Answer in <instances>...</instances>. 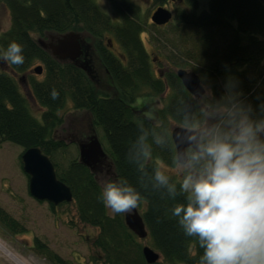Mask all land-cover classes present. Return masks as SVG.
<instances>
[{"label":"trees","instance_id":"16d2710c","mask_svg":"<svg viewBox=\"0 0 264 264\" xmlns=\"http://www.w3.org/2000/svg\"><path fill=\"white\" fill-rule=\"evenodd\" d=\"M148 1L161 6L168 0ZM172 1V18L164 25L153 26L158 34L166 27L162 36L172 43L173 37L183 41L189 35L186 29L192 28L210 30L220 40L219 46L209 53L198 52L204 57L209 77V96L195 98L183 87L175 71L153 75L151 59L140 37L150 24L134 2L111 0L120 13V21L113 23L93 0H0L10 15L9 27L0 33V145L8 141L23 150L38 147L50 159L57 179L71 190L70 203L78 220L97 229L92 244L98 252L95 261L102 264L148 263L138 237L124 223V214L108 213L95 173L78 158L69 159L63 167L51 159L66 148L54 132L62 124L58 112L67 98L73 109L87 111L94 128L99 127L104 133L109 144L105 153L113 169L111 182L123 178L140 193L142 199L137 207H141L139 214L146 237L161 256L152 264H200L204 252L198 238L186 236L178 218L172 215L176 203H187L181 182L158 166V161L176 162L170 121L191 128L210 119L212 125L216 122L210 114L212 107L230 92L240 93L237 100L251 109L253 120L264 119V0H206V7L198 13L194 10L200 0ZM69 31L90 42L114 93L98 90L94 74L90 78L76 63L57 60L34 37L50 34L55 38ZM108 39H114L122 53L114 55ZM13 41L23 46L24 61L19 65L2 59ZM199 48H205L204 43ZM34 61H39L44 69L42 80L29 83L31 94L43 108L40 120L31 115L16 81L3 70L7 65L14 73H24ZM173 64L180 66L175 61ZM142 86L150 88L152 95H161L169 87L172 93L167 105L146 110V101L139 95ZM53 91L58 93L56 98ZM260 135L264 139V133ZM141 136L145 137L143 144ZM145 150L149 155H145ZM157 170L168 177L169 185H175V197L167 186H157ZM50 207L54 209L51 204ZM0 223L11 230L22 229L1 208ZM34 244L37 252L48 259L67 264L44 243L35 239Z\"/></svg>","mask_w":264,"mask_h":264},{"label":"rangeland","instance_id":"374dc122","mask_svg":"<svg viewBox=\"0 0 264 264\" xmlns=\"http://www.w3.org/2000/svg\"><path fill=\"white\" fill-rule=\"evenodd\" d=\"M93 1L98 9L107 15L113 23L120 21V13L115 9L111 0ZM129 1L138 5L140 11L145 15L146 21L150 24L146 26L140 37L143 47L151 59L153 75H156L158 71H161V74H163L169 70L175 71L177 68L193 71L200 77L201 84L205 90L204 95L209 96V77L206 74L204 57H201L198 52H203V55L209 53L215 46H219V38L210 30L190 28L186 29L189 35L184 36L186 38L183 41L173 37L172 43H170L166 39V36H162V34H165L166 27H163L164 31H160L161 33L158 34L155 27H153L155 24L150 20V14L158 5L152 4L148 0ZM161 6L173 14L175 1L168 0ZM205 7L206 0H200L197 9L194 11L198 13ZM9 25V12L0 3V33L5 31ZM50 36L52 35L45 34L43 36L35 35L34 37L47 44L51 41ZM106 36L111 38L110 33H106ZM80 39L90 46V42L85 41L83 36H80ZM197 42L199 45L196 44ZM108 43L114 55L118 56V54L122 53L121 48L114 39H111ZM200 43H204L205 48H199ZM89 48L91 51L89 55L90 65L95 75L97 89L110 94L114 93L104 68L97 61L95 52L91 46ZM191 51L194 53L190 54ZM173 61L179 63L180 66L173 64ZM36 66L41 67V72L38 74L32 70ZM3 70L16 81L31 115L40 120L43 108L31 94L29 83L30 80L40 81L43 79V65L39 61H34L31 67L24 73H14L7 65L3 66ZM171 93L172 90L167 86L161 95H152L150 88L147 86H142L139 90L140 98L144 102L146 101V110L150 108H164L169 101ZM139 102L137 99L136 103ZM58 114L62 117L63 121L55 130L54 137L62 140L66 144V148L63 152L55 153L51 156V159L59 166H65L69 159L78 158L77 143L91 135L97 137L104 151L107 152L109 150V144L102 130L99 127L94 128L92 125L91 115L87 111L73 109V104L69 98H67L64 107ZM178 125L170 121L169 130ZM210 125L211 121L207 119L200 126L203 128ZM22 151L21 146L8 141L0 145V208L9 217L18 222L19 227L22 228L11 230L0 223V241L11 251L26 258L32 264H59L57 261L48 259L41 252H37L34 244L35 239L44 243L67 264H102L95 261V256L98 252L92 244V240L97 234V229L78 220L75 207L72 203L60 204L52 209L48 202L38 201L31 197L28 191V176L22 170ZM158 166L164 172L173 175L181 183L183 178L189 173L195 174L194 170L187 164L181 165L177 162L167 164L163 161H158ZM94 173L102 189L108 182L112 181L113 169L108 156L94 169ZM136 210L140 213L141 207H136ZM107 211L110 215L113 214L108 208ZM121 214L123 215L124 213ZM138 241L141 246L147 245L154 249L148 237L143 239L138 238ZM159 260H161V256ZM0 264L14 263L0 252Z\"/></svg>","mask_w":264,"mask_h":264},{"label":"clouds","instance_id":"9594fccd","mask_svg":"<svg viewBox=\"0 0 264 264\" xmlns=\"http://www.w3.org/2000/svg\"><path fill=\"white\" fill-rule=\"evenodd\" d=\"M22 53L23 46L13 41L2 59L19 65ZM57 95L53 91V98ZM239 95L222 97L210 113L216 122L203 128L193 124L187 136V165L195 174L183 178L187 203H176L172 215L186 236L198 238L204 249L200 264H264V119L253 120ZM155 180L175 197V185L163 172L157 170ZM101 199L119 214L131 212L142 197L121 178L104 186Z\"/></svg>","mask_w":264,"mask_h":264},{"label":"water","instance_id":"95a60500","mask_svg":"<svg viewBox=\"0 0 264 264\" xmlns=\"http://www.w3.org/2000/svg\"><path fill=\"white\" fill-rule=\"evenodd\" d=\"M171 18V11L163 6H157L150 14L151 22L157 26L166 24ZM108 41L110 42V40ZM38 43L43 48L47 47L46 49L49 53L59 61H75L83 54L84 59L80 62L78 61L76 64L90 78L94 77L88 55L89 45L80 39L78 33L69 31L59 35L54 42L45 44L41 40H38ZM32 70L38 74L41 72V67L36 66ZM175 74L183 87L195 98L204 95L205 90L201 84L200 77L196 73L178 68L175 70ZM189 129L178 125L170 130L175 160L181 165L187 164L186 149L189 148V144L187 143V136L190 134ZM77 147L79 162L89 168L91 172H94V169L107 157L95 135L79 141ZM21 162L22 170L28 176V191L32 198L38 201H46L54 207L63 202L69 203L72 201L70 188L57 179L52 162L38 147L24 149L21 153ZM123 220L126 227L139 239L147 236L143 220L136 208L131 212L124 213ZM141 253L148 264H152L160 259V253L147 245L142 246Z\"/></svg>","mask_w":264,"mask_h":264},{"label":"bare ground","instance_id":"6f19581e","mask_svg":"<svg viewBox=\"0 0 264 264\" xmlns=\"http://www.w3.org/2000/svg\"><path fill=\"white\" fill-rule=\"evenodd\" d=\"M0 252L6 256L8 259H10L14 264H32L30 261H28L26 258L20 256L17 253H14L11 251L7 246L0 241Z\"/></svg>","mask_w":264,"mask_h":264},{"label":"flooded vegetation","instance_id":"af4514ba","mask_svg":"<svg viewBox=\"0 0 264 264\" xmlns=\"http://www.w3.org/2000/svg\"><path fill=\"white\" fill-rule=\"evenodd\" d=\"M58 36H56L55 38L53 37V36H50V42H54V40L57 38ZM49 43V42H48ZM90 47V46H89ZM90 53H91V51H90V48L88 49V55H90ZM82 59H84V56H83V54H81L75 61H77V62H75V61H72V62H74V63H78V61L80 62V61H82ZM64 61H69V60H64Z\"/></svg>","mask_w":264,"mask_h":264}]
</instances>
